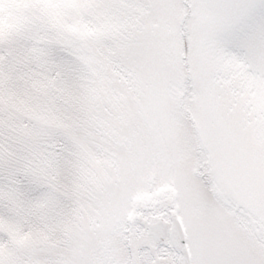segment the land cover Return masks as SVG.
<instances>
[{"label":"snow or ice","instance_id":"snow-or-ice-1","mask_svg":"<svg viewBox=\"0 0 264 264\" xmlns=\"http://www.w3.org/2000/svg\"><path fill=\"white\" fill-rule=\"evenodd\" d=\"M0 264H264V0H0Z\"/></svg>","mask_w":264,"mask_h":264}]
</instances>
